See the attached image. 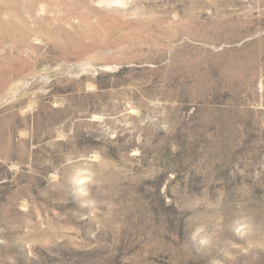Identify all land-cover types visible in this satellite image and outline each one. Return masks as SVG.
Returning <instances> with one entry per match:
<instances>
[{"label": "rangeland", "instance_id": "374dc122", "mask_svg": "<svg viewBox=\"0 0 264 264\" xmlns=\"http://www.w3.org/2000/svg\"><path fill=\"white\" fill-rule=\"evenodd\" d=\"M0 264H264V0H0Z\"/></svg>", "mask_w": 264, "mask_h": 264}]
</instances>
